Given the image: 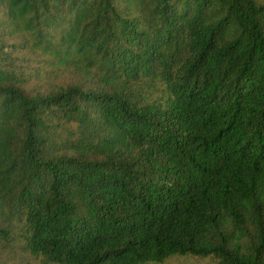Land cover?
Listing matches in <instances>:
<instances>
[{
	"label": "trees",
	"instance_id": "trees-1",
	"mask_svg": "<svg viewBox=\"0 0 264 264\" xmlns=\"http://www.w3.org/2000/svg\"><path fill=\"white\" fill-rule=\"evenodd\" d=\"M0 25V252L264 264V0H0ZM5 29L74 81L26 91Z\"/></svg>",
	"mask_w": 264,
	"mask_h": 264
},
{
	"label": "rangeland",
	"instance_id": "rangeland-1",
	"mask_svg": "<svg viewBox=\"0 0 264 264\" xmlns=\"http://www.w3.org/2000/svg\"><path fill=\"white\" fill-rule=\"evenodd\" d=\"M1 28V25H0ZM8 29V28H7ZM7 29L3 32L6 33ZM1 34V29H0ZM12 63L21 76V85L31 94L44 92L52 86L74 81V75L52 63L48 57L31 48H23L25 37L19 34H4ZM21 255L0 252V264H27ZM151 264H216L212 258L175 256L163 263Z\"/></svg>",
	"mask_w": 264,
	"mask_h": 264
}]
</instances>
